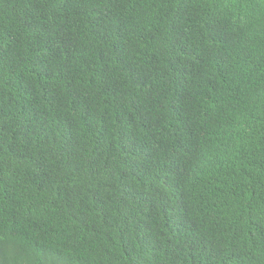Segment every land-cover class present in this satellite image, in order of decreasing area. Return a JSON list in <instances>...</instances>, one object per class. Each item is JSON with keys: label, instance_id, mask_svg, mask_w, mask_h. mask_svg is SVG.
Returning a JSON list of instances; mask_svg holds the SVG:
<instances>
[{"label": "trees", "instance_id": "trees-1", "mask_svg": "<svg viewBox=\"0 0 264 264\" xmlns=\"http://www.w3.org/2000/svg\"><path fill=\"white\" fill-rule=\"evenodd\" d=\"M0 264H264V0H0Z\"/></svg>", "mask_w": 264, "mask_h": 264}]
</instances>
